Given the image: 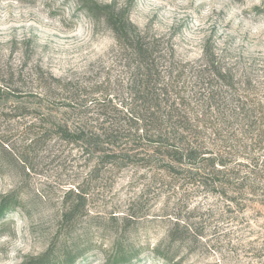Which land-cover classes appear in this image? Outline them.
<instances>
[{
    "label": "rangeland",
    "instance_id": "rangeland-1",
    "mask_svg": "<svg viewBox=\"0 0 264 264\" xmlns=\"http://www.w3.org/2000/svg\"><path fill=\"white\" fill-rule=\"evenodd\" d=\"M111 14L180 62L206 49L253 61L264 83V0H0V264H264L263 195L230 204L57 139L28 147L65 119L69 82L124 76Z\"/></svg>",
    "mask_w": 264,
    "mask_h": 264
},
{
    "label": "trees",
    "instance_id": "trees-1",
    "mask_svg": "<svg viewBox=\"0 0 264 264\" xmlns=\"http://www.w3.org/2000/svg\"><path fill=\"white\" fill-rule=\"evenodd\" d=\"M107 19L124 50V76L69 82L59 104L69 109L65 119L33 134L28 147L57 139L89 161L163 172L179 189L219 187L230 204L243 193L264 196V83L255 62L215 49L180 62L172 44L124 15Z\"/></svg>",
    "mask_w": 264,
    "mask_h": 264
}]
</instances>
